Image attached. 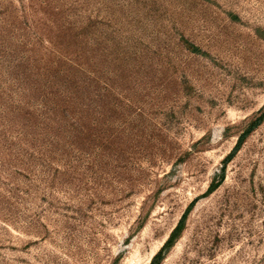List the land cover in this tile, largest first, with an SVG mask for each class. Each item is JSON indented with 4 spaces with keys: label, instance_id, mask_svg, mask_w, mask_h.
Returning <instances> with one entry per match:
<instances>
[{
    "label": "rangeland",
    "instance_id": "374dc122",
    "mask_svg": "<svg viewBox=\"0 0 264 264\" xmlns=\"http://www.w3.org/2000/svg\"><path fill=\"white\" fill-rule=\"evenodd\" d=\"M0 264H264V0H0Z\"/></svg>",
    "mask_w": 264,
    "mask_h": 264
}]
</instances>
